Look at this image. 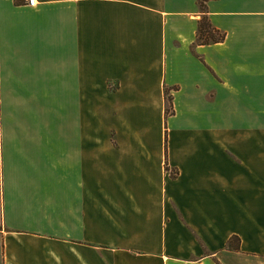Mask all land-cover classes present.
Listing matches in <instances>:
<instances>
[{
  "label": "crops",
  "instance_id": "obj_1",
  "mask_svg": "<svg viewBox=\"0 0 264 264\" xmlns=\"http://www.w3.org/2000/svg\"><path fill=\"white\" fill-rule=\"evenodd\" d=\"M199 1L0 0V264H264V0Z\"/></svg>",
  "mask_w": 264,
  "mask_h": 264
},
{
  "label": "rangeland",
  "instance_id": "obj_2",
  "mask_svg": "<svg viewBox=\"0 0 264 264\" xmlns=\"http://www.w3.org/2000/svg\"><path fill=\"white\" fill-rule=\"evenodd\" d=\"M38 138V99L0 97V173L2 154L8 147L6 143H17L20 139ZM33 176V175H29ZM1 179V174H0ZM0 180V192H1ZM1 193H0V217Z\"/></svg>",
  "mask_w": 264,
  "mask_h": 264
},
{
  "label": "trees",
  "instance_id": "obj_3",
  "mask_svg": "<svg viewBox=\"0 0 264 264\" xmlns=\"http://www.w3.org/2000/svg\"><path fill=\"white\" fill-rule=\"evenodd\" d=\"M204 1L205 0L199 1V6L202 9V16L197 23L195 43L200 45H207V44L222 42L224 40V33L214 28L211 25L204 10V3H203ZM165 100H166L165 114L166 115L172 114L173 111H172L171 97L166 95Z\"/></svg>",
  "mask_w": 264,
  "mask_h": 264
},
{
  "label": "built area",
  "instance_id": "obj_4",
  "mask_svg": "<svg viewBox=\"0 0 264 264\" xmlns=\"http://www.w3.org/2000/svg\"><path fill=\"white\" fill-rule=\"evenodd\" d=\"M26 2V4L30 7H33L36 5V0H24Z\"/></svg>",
  "mask_w": 264,
  "mask_h": 264
}]
</instances>
